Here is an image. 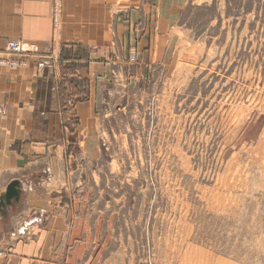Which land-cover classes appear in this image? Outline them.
<instances>
[{
    "label": "rangeland",
    "instance_id": "rangeland-1",
    "mask_svg": "<svg viewBox=\"0 0 264 264\" xmlns=\"http://www.w3.org/2000/svg\"><path fill=\"white\" fill-rule=\"evenodd\" d=\"M161 1L165 64L102 91L77 211L114 264H264V0Z\"/></svg>",
    "mask_w": 264,
    "mask_h": 264
},
{
    "label": "crops",
    "instance_id": "crops-1",
    "mask_svg": "<svg viewBox=\"0 0 264 264\" xmlns=\"http://www.w3.org/2000/svg\"><path fill=\"white\" fill-rule=\"evenodd\" d=\"M161 4L60 0L55 25L53 0H0V54L12 41L31 54L0 68V197L21 191L0 209V264H114L77 211L78 167L97 154L102 91L165 64L175 17Z\"/></svg>",
    "mask_w": 264,
    "mask_h": 264
},
{
    "label": "built area",
    "instance_id": "built-area-1",
    "mask_svg": "<svg viewBox=\"0 0 264 264\" xmlns=\"http://www.w3.org/2000/svg\"><path fill=\"white\" fill-rule=\"evenodd\" d=\"M60 0H53L52 15L53 20L56 25V15H58L60 10ZM31 57L30 50L26 45L20 43L19 41H12L7 44L5 51L0 54V68H15V67H26L28 64V59ZM134 60V57H131ZM43 63H38L37 67L42 68Z\"/></svg>",
    "mask_w": 264,
    "mask_h": 264
},
{
    "label": "water",
    "instance_id": "water-1",
    "mask_svg": "<svg viewBox=\"0 0 264 264\" xmlns=\"http://www.w3.org/2000/svg\"><path fill=\"white\" fill-rule=\"evenodd\" d=\"M17 181L11 182L6 188L5 193L0 197V209H3L2 216H6V208L11 206L12 200L18 201L21 191Z\"/></svg>",
    "mask_w": 264,
    "mask_h": 264
},
{
    "label": "bare ground",
    "instance_id": "bare-ground-1",
    "mask_svg": "<svg viewBox=\"0 0 264 264\" xmlns=\"http://www.w3.org/2000/svg\"><path fill=\"white\" fill-rule=\"evenodd\" d=\"M264 163V162H263Z\"/></svg>",
    "mask_w": 264,
    "mask_h": 264
}]
</instances>
